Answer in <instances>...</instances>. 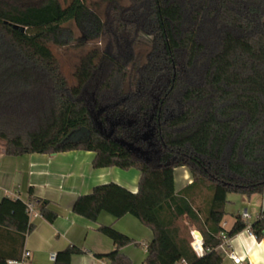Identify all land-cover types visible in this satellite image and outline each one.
Listing matches in <instances>:
<instances>
[{
  "label": "trees",
  "instance_id": "obj_1",
  "mask_svg": "<svg viewBox=\"0 0 264 264\" xmlns=\"http://www.w3.org/2000/svg\"><path fill=\"white\" fill-rule=\"evenodd\" d=\"M103 39L104 50L86 54L69 83L51 48L74 40ZM141 32L153 35L147 63L124 90L131 50ZM119 103L127 115L152 116L156 157L129 150L95 125L87 98ZM141 111V112H137ZM152 111V112H151ZM0 139L6 155L95 153L93 166L136 168L133 192L116 182L77 197L73 211L97 221L131 214L153 232L145 264H222L217 248L248 223L236 215L223 226L229 193H264V0H107L104 17L86 0H0ZM187 167L193 181L176 192L174 169ZM201 195L195 204L193 196ZM28 203L53 222L49 201L0 198V264L20 259L30 222ZM181 220H187L185 225ZM204 252L191 245V230ZM264 239V207L251 223ZM98 230L115 249L97 254L109 264H135L120 248L134 239L112 225ZM9 246L3 247L2 238ZM84 250L68 245L53 264H71Z\"/></svg>",
  "mask_w": 264,
  "mask_h": 264
},
{
  "label": "crops",
  "instance_id": "obj_2",
  "mask_svg": "<svg viewBox=\"0 0 264 264\" xmlns=\"http://www.w3.org/2000/svg\"><path fill=\"white\" fill-rule=\"evenodd\" d=\"M94 157L93 151L80 149L52 154L26 153L13 156L6 155L4 146L0 145V198H20L27 201L30 189L33 188L35 196L48 200L49 208L58 215L53 222L45 219L40 213L31 220L35 229L27 234L24 242L22 254L25 250L31 252L25 264H53L51 255L68 245H76L84 250L83 253L72 256L71 264H109L107 259L96 256L115 249L112 239L98 230L100 225H112L133 238L135 242L121 247L120 251L135 264H145L147 246L153 232L135 216L126 214L116 219L107 212H101L97 221H92L73 211L77 197L90 193L99 184L116 182L133 192L138 190L140 170H125L115 166L95 168ZM192 181V174L187 167L174 169L176 192ZM227 198L225 217L232 215L230 228L236 215L248 212L249 218L245 220L251 224L264 207V193L252 196L229 193ZM193 200L198 204L202 196L195 195ZM1 244L5 247L9 246L10 242L5 237L2 238ZM217 250L223 256L222 264H236L229 256L230 251L242 258L241 264H264V239L250 235L246 228L228 237V242L220 245ZM203 252L202 247L198 255Z\"/></svg>",
  "mask_w": 264,
  "mask_h": 264
},
{
  "label": "rangeland",
  "instance_id": "obj_3",
  "mask_svg": "<svg viewBox=\"0 0 264 264\" xmlns=\"http://www.w3.org/2000/svg\"><path fill=\"white\" fill-rule=\"evenodd\" d=\"M25 2H34L37 0H21ZM87 3L98 12L101 17L105 16L107 8V0H86ZM123 6L130 4V0H118ZM74 31V40L71 44L65 46L52 45L51 48L59 62L63 74L67 77L69 83L76 82L75 70L81 63L86 54L92 50H104L105 42L103 39H93L90 41L81 40L82 33L74 25L70 24ZM153 44V35L148 32H141L134 41L129 63L127 66V77L124 83V90L128 92L132 88L135 69L144 66L149 57ZM87 98L90 102V108L95 125L107 137H116L129 150L140 153L147 158L156 157L158 154L159 144L156 140L154 131V123L152 116H143L142 114L127 115L123 106L119 103L113 104H99L93 99L92 94H88ZM141 112V111H137ZM152 112V111H151ZM0 145L4 142L0 139ZM232 215L229 214L224 219V226L226 229L230 228V220ZM227 223H226V222ZM181 224L186 222L181 220ZM192 231V230H191ZM191 239L193 236L191 234ZM191 240V241H192Z\"/></svg>",
  "mask_w": 264,
  "mask_h": 264
},
{
  "label": "built area",
  "instance_id": "obj_4",
  "mask_svg": "<svg viewBox=\"0 0 264 264\" xmlns=\"http://www.w3.org/2000/svg\"><path fill=\"white\" fill-rule=\"evenodd\" d=\"M28 213H29L30 222L33 218H35L36 216L39 215V211L35 207L34 203H28ZM242 217L244 219L249 218L248 212H244ZM246 229L250 235H255L252 231L251 224H248ZM191 234L193 236V240L191 242L193 249L196 251L197 254H199V252L202 250V247H203V238H201V233L198 230H192ZM222 236H223L222 244L227 243L228 242L227 234L224 232V233H222ZM30 256H31V252L29 250H25L20 259L8 260V264H25L28 261V259L30 258ZM229 256L234 261V263H236V264L242 263V258L240 256L236 255V253L234 251H230ZM55 258H56V254L53 253L51 255V259L54 261Z\"/></svg>",
  "mask_w": 264,
  "mask_h": 264
},
{
  "label": "water",
  "instance_id": "obj_5",
  "mask_svg": "<svg viewBox=\"0 0 264 264\" xmlns=\"http://www.w3.org/2000/svg\"><path fill=\"white\" fill-rule=\"evenodd\" d=\"M201 238H203L202 235H201Z\"/></svg>",
  "mask_w": 264,
  "mask_h": 264
}]
</instances>
